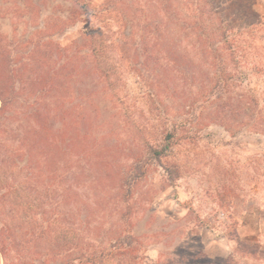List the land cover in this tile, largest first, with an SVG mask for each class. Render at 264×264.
<instances>
[{
  "label": "rangeland",
  "instance_id": "rangeland-1",
  "mask_svg": "<svg viewBox=\"0 0 264 264\" xmlns=\"http://www.w3.org/2000/svg\"><path fill=\"white\" fill-rule=\"evenodd\" d=\"M145 1L129 7L138 12L134 7ZM158 1L149 2L153 21ZM225 1L177 0V9L184 16L203 14L200 22L213 30L223 16L226 22L240 17L228 27L231 37L245 32L237 56L228 51L230 89L208 96L216 81L212 59L204 64L198 58L191 83L185 68L187 83L179 74L167 89L155 79L161 94L153 102L146 75L134 66L143 63L133 56L139 40L130 41L131 48L112 45L120 37L109 12L113 0H0V91L9 101L1 117L10 116V123L0 117V126L5 135L8 129L19 134L26 118L20 113L35 110L34 99L46 90L42 112L29 119L31 142L47 144L38 134L51 127L64 154L63 180L41 190L38 178L48 174L36 164L47 157L46 148L5 152L1 142V235L17 238L0 264L29 255L39 256L36 264L76 258V264H264V0H231L230 7ZM226 7L221 16L205 15ZM101 29L104 41L97 39L101 45L93 49L106 57V74L94 71L88 41ZM35 45L45 52L33 61ZM68 45H85L83 61L66 62L58 48ZM38 79L27 89L25 80ZM187 95L189 106L179 101ZM151 146L162 155L153 156ZM25 228L42 241L26 247ZM37 248L43 251L36 254Z\"/></svg>",
  "mask_w": 264,
  "mask_h": 264
},
{
  "label": "trees",
  "instance_id": "trees-1",
  "mask_svg": "<svg viewBox=\"0 0 264 264\" xmlns=\"http://www.w3.org/2000/svg\"><path fill=\"white\" fill-rule=\"evenodd\" d=\"M130 1L132 0H113V7L109 9L110 10L109 12L114 13L117 19L116 21L117 34L120 36L117 43L115 42L114 39H112L113 40L112 45L119 48L117 45L121 44V46L123 45L131 48L133 47V45H131V43L129 42L133 40L134 41L139 40V43H141L140 53L138 54L137 52H134L133 56L134 57L138 56L139 58H143V63L141 66L140 65L138 66V64L134 63V66L135 67L137 66L136 72L138 75L140 76L146 75L145 76L146 83L149 89L148 93L150 94L149 97L152 99L153 102L155 101L154 99H156V97L160 96L161 94L160 86L155 81V79L164 83L166 85V88L168 89V84L170 82H174L175 77L179 76V74H181V77L185 75L184 82L187 83L188 82L187 75L189 74L190 75L189 82L191 83V81L194 79L192 73V65H194L195 60L198 58L203 62H205L204 64H207L209 58L212 59V63L210 65L212 66V69L215 72L216 81L214 82V86L210 88V91H208L209 93L208 96L212 94V90L216 91V90L226 89L228 91L230 89L231 87L230 83L226 84L225 82V72H226V68L228 69L227 58L230 56L228 54V51L231 50L229 51V53L232 56L234 57L237 56V50L239 48L237 42L241 36L240 34H243L245 32L241 31L239 35L237 34L236 36L231 37L228 35L230 34L228 27L232 21H236L240 19V17H235L233 13H231L234 16V18L226 22L227 19L225 20L223 16L220 18L221 25L216 26L218 28L216 30H213L210 29V26L208 25L206 26L205 24L206 20L200 22L201 19H204L203 14H201V19H200V17H196L193 14L188 13L186 16H184V13L179 12V10L177 9V0H159L158 3L156 4L157 10L154 11V14L158 15L155 21L149 18L148 9H149V2L151 0H146L143 4L138 3L134 7L138 12H134L131 10L129 5H131L132 2ZM207 1L208 0H205V2ZM227 3L229 7L232 5L231 0L225 1L226 5ZM207 4L209 3L207 2ZM147 5L148 7H146ZM188 5L189 4L187 2L185 6L187 7ZM82 9L84 10L87 9L86 4L82 5ZM229 10L230 8L228 7L223 9V11L221 12L216 10L212 12L209 10L205 12V15L207 14L206 16L207 18L210 17V15L221 16L222 13L226 14L229 12ZM196 21H197L196 24H198V26L194 28L195 25L194 23ZM240 22L242 23V21ZM243 28H250V27H247V24H245ZM95 32L96 31H92V33ZM97 34L100 35L98 36ZM101 35H103L102 29L97 31L96 37L89 36L90 39L88 41H90L89 47L92 50L91 53L93 52L92 55L95 56V58L91 62L93 64H95L96 62V64L94 65L95 67L94 71L100 70L99 74L101 73L106 74L107 69L104 68L103 63H101L104 61V59H106V57L102 56L101 51L97 52L95 49H93L96 46L100 47L101 44H99V41L97 39L102 40ZM163 43L166 45H164ZM195 44L196 46H198L197 49L199 47L201 49L199 55L196 53V50H194ZM80 46H81L80 49H75L72 45H68L66 48L65 47L62 49L58 48V50L62 53L64 52L67 53L66 57L68 59L66 62H68V60H70L71 58L72 59L76 58L83 61V55H85L84 52L85 45H80ZM44 52H45V48L43 45H35L33 48V52L31 54L33 57L34 56L35 57L32 60L33 61L36 60V55L39 56ZM96 52L97 54L95 55L94 53ZM120 52H121V56L124 58L123 55L125 53L122 54L121 50ZM100 55L102 57H100ZM213 63L214 65H212ZM215 63L217 64L216 67H215ZM59 67L60 68L63 67L64 69L65 66L62 64ZM183 68L188 69V74L183 70ZM55 72H53V75L55 74ZM170 73L173 74L172 77H170L169 75ZM18 75L24 78L22 74L18 73ZM36 81L30 80V82H27L25 80V86L27 87V89L30 88V90L31 89L33 90L35 88L34 86H36V84H39L42 80L38 79V83H36ZM46 92H47L46 90L45 91L42 90L40 93L43 94L39 95L34 99L35 110H32L31 112L29 111V112L20 113L22 117L21 119H24L25 117L26 118L22 122L23 128L20 130L19 134L15 129L13 130L8 129L10 132L8 135H5L7 131L4 128L2 129V127L0 126V149L2 142L3 149H5V152L9 151L10 149H15L14 150L15 152L18 151L19 148H21L22 151L24 150L26 153L28 152V154L31 155L33 150L36 149V147L44 146L46 148L48 152L47 157L44 159L41 158L36 164L37 167L39 168V171H43L48 174V178L46 176L45 180H43L42 177L38 178V181H40L38 182V186L39 188L41 187V190L48 189L50 184L56 185L57 181L58 182L62 181L63 179L61 178H63L64 176L62 173L63 167L62 166L59 167L61 160L64 158V154L63 152H61L62 139L50 135L49 131L51 130V127L46 128V135L44 134L43 130H41V134L37 133L38 136L41 137V139L44 137V141L48 140L47 144H43V145L40 144L37 146L36 144L31 142L33 140L32 136L34 131L33 129L34 125L29 124L30 123L29 119L32 118L33 114L38 115L40 114V112H42L41 107L43 104H45V99H47ZM247 95H249L248 92ZM59 97L61 98V95ZM243 97L246 96L243 95ZM183 98H184L183 96L180 97L179 101L182 100L180 103H185V105L187 106L191 105V98L189 97V95L185 96L184 99ZM8 102L9 101H7V98L2 96L0 91V117H1V112L4 113L3 112L4 109L8 107L7 106L9 105ZM245 106L248 109L251 107V104L248 101H246ZM1 118H3L4 120L10 123V121L8 120L10 116L7 117L4 116ZM61 129L62 127L60 126L57 130H61ZM173 133L174 130L171 133L170 132L166 133V141H168L169 139L171 140L173 139L174 137ZM30 134L32 135L30 136ZM3 135H5V137L8 136L9 139L3 138L2 137ZM15 137L20 138V140L14 139ZM11 138L15 143L18 144V148L12 147L13 144L9 142L10 140H12ZM157 148L158 146L155 147L151 146L150 151L153 156L160 157L162 155V151ZM29 160H31L30 156L27 162H29ZM13 163L15 164L14 161ZM32 186L36 187L34 185ZM52 190L56 192L54 188H52ZM25 229H26V234L28 233L27 235L24 236V240H25L24 244H26V247H32L33 245H36L42 241L41 238L42 236H35L33 233L34 231H32L29 228H25ZM13 236L15 239H13L10 236L7 237L2 236L1 228H0V258L4 259L5 257H7L8 253L12 251L13 248L12 244L15 243V240L17 238V235L13 234ZM44 248H45L44 250H47L48 254L50 255L52 254L53 250L50 247L44 246ZM36 250H37L36 254H38V252H40L42 249L37 248ZM33 252L35 253V251ZM99 256L100 255L96 257ZM37 257L39 256L29 255L28 259H24V258L21 260L16 259L14 264H36ZM47 258L43 260V263L48 262L45 261ZM94 258L95 256H92L90 259H94ZM54 259L55 258L52 257V262H54ZM6 261L7 259H5L4 264H7ZM75 262L81 263V259L80 258H76L74 260L69 259L66 261V263L63 264H76Z\"/></svg>",
  "mask_w": 264,
  "mask_h": 264
}]
</instances>
